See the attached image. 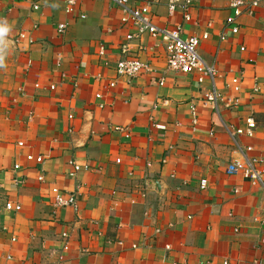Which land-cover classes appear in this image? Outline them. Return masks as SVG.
Segmentation results:
<instances>
[{
  "label": "crops",
  "instance_id": "crops-1",
  "mask_svg": "<svg viewBox=\"0 0 264 264\" xmlns=\"http://www.w3.org/2000/svg\"><path fill=\"white\" fill-rule=\"evenodd\" d=\"M257 1L232 33L229 0H194L188 22L169 14L167 0H130L146 3L159 26L183 21L184 36L208 33L197 50L217 73L200 81L169 70L148 34L128 56L149 69L117 77L134 27L113 0H77L71 12L67 0H0V23L10 26L0 37V264H264V187L227 172L241 152L264 168ZM212 86L223 96L216 106L202 98ZM249 116L253 134L232 138ZM70 159L81 166L75 174ZM53 187L76 191V204L56 206Z\"/></svg>",
  "mask_w": 264,
  "mask_h": 264
},
{
  "label": "built area",
  "instance_id": "built-area-1",
  "mask_svg": "<svg viewBox=\"0 0 264 264\" xmlns=\"http://www.w3.org/2000/svg\"><path fill=\"white\" fill-rule=\"evenodd\" d=\"M121 8L120 20L123 23H130L134 27V31L126 34V42L120 46L121 57L115 63V73L117 77H125L127 79L137 77L142 70H148L149 64L136 57H129L128 51L131 42L136 39H141L143 34H148L157 40L156 46L163 48L167 68L176 73L189 74L196 72L200 75L199 80H202L203 76H209L213 80L216 69L213 65L205 62V60L198 53V45L200 39H206L208 33L204 32L201 36L195 35H183V23L191 20L190 9L194 4V0H167V9L169 14H173L176 11L181 12V22H173L171 25L159 26L152 22L150 17V9L146 3L132 5L130 0H113ZM77 0H67L66 11L71 12L75 8ZM258 1L254 0L250 3L251 8L257 6ZM245 0H229V8L232 13L225 18V23L230 27L232 33H237L239 25L237 19L248 9V5ZM37 8L36 5L33 6ZM247 7V8H246ZM65 24L60 22L57 24V31L63 32ZM241 50L244 47L240 48ZM100 54H104V49H100ZM111 86L115 85V81L110 82ZM228 85L235 91L239 90L241 85V78L234 76L230 79ZM54 88L53 85H51ZM256 89V87H255ZM99 97V94H97ZM202 98L213 105H217L218 102L223 101V96L218 92L215 87H211L203 92ZM238 103V98L233 99V105ZM191 114L196 115V108L194 105L190 106ZM245 127H238L230 131V135L234 138L235 135H247L251 136L255 129V121L252 117H247L244 120ZM163 128V125H159ZM22 145V142H19ZM251 146H247L245 150H250ZM27 160H35L37 163H41L43 160L42 155L33 156L32 154L26 155ZM69 165L72 169L71 174H75L81 166L74 159L69 160ZM261 160L257 158H249L247 154L241 152L240 157H235L227 167L228 174H235L241 172V174L249 179L252 183H259L264 187V168L260 167ZM84 169H88L89 166L83 165ZM19 164L13 165V170H18ZM206 185V180H201V186ZM53 202L56 206L72 205L74 206L77 201V192L71 191L64 194L57 187L52 188ZM6 209L10 211H19L21 205L18 203L7 202ZM63 237H66L65 233H62ZM14 239V238H13ZM67 248V244L64 245ZM224 264H228L224 262Z\"/></svg>",
  "mask_w": 264,
  "mask_h": 264
},
{
  "label": "clouds",
  "instance_id": "clouds-1",
  "mask_svg": "<svg viewBox=\"0 0 264 264\" xmlns=\"http://www.w3.org/2000/svg\"><path fill=\"white\" fill-rule=\"evenodd\" d=\"M10 26L0 23V37H3L4 34L8 33ZM0 67H4V57L0 56Z\"/></svg>",
  "mask_w": 264,
  "mask_h": 264
}]
</instances>
